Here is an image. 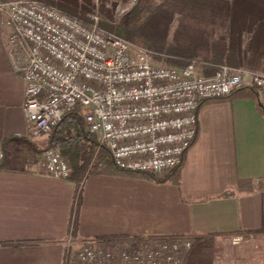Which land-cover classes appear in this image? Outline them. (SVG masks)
<instances>
[{"label": "crops", "instance_id": "crops-1", "mask_svg": "<svg viewBox=\"0 0 264 264\" xmlns=\"http://www.w3.org/2000/svg\"><path fill=\"white\" fill-rule=\"evenodd\" d=\"M10 30L0 14V264H63L88 238L264 234V114L247 87L201 103L197 136L165 181L99 159L75 221L77 183L38 167L48 135L27 134Z\"/></svg>", "mask_w": 264, "mask_h": 264}, {"label": "built area", "instance_id": "built-area-1", "mask_svg": "<svg viewBox=\"0 0 264 264\" xmlns=\"http://www.w3.org/2000/svg\"><path fill=\"white\" fill-rule=\"evenodd\" d=\"M0 14L11 29L7 56L25 83L29 136L48 135L79 105L86 130L119 169L163 178L194 142L203 101L247 87L264 114V71L220 65L207 76L196 59L155 64L150 50L102 27L98 13L80 18L41 0L0 2ZM38 167L59 178L73 172L55 147L42 151ZM191 246L183 235L88 238L63 264H183Z\"/></svg>", "mask_w": 264, "mask_h": 264}, {"label": "trees", "instance_id": "trees-1", "mask_svg": "<svg viewBox=\"0 0 264 264\" xmlns=\"http://www.w3.org/2000/svg\"><path fill=\"white\" fill-rule=\"evenodd\" d=\"M4 1L8 0H0ZM41 1L57 6L68 14L80 18L87 17L79 10V0ZM84 2L90 4L92 0ZM152 3L149 1L141 5L138 2L134 5L128 20L117 27L116 33L146 47L156 58L163 59L166 64L172 66L184 67L196 59L200 62V70L207 76L213 75L220 65L257 68L262 64L264 0H164L156 5ZM177 7L186 10L181 9L183 16L179 19L173 40L168 41ZM104 11V14L108 12ZM217 18L222 19L226 33L215 39V31L210 29L209 25H213V20ZM100 25L106 29H114L102 18ZM87 124L82 107L76 106L66 112L48 134L45 147L58 148L71 159L73 174L70 178L78 185L75 221L78 217L83 180L95 165L92 164L89 169L92 156L82 157V152L85 145L89 144L92 152L98 146L96 136L86 130ZM148 175L157 181L169 178Z\"/></svg>", "mask_w": 264, "mask_h": 264}, {"label": "rangeland", "instance_id": "rangeland-1", "mask_svg": "<svg viewBox=\"0 0 264 264\" xmlns=\"http://www.w3.org/2000/svg\"><path fill=\"white\" fill-rule=\"evenodd\" d=\"M84 1L85 0H79V10L82 11L81 13L83 15L86 16L89 13L96 12L100 15V19L102 18L105 22L114 27L113 30H108L117 32V27L128 20L131 9L138 2L141 5H145L149 1H152V4L156 5L164 0H92L90 4ZM181 9L183 11L186 10L181 7L175 8L177 12L174 15L175 20L170 26L168 41L173 40L175 30L179 25V19L183 16L180 13ZM104 10L108 12L106 11L107 13L104 14ZM109 15H111V17ZM214 20L213 25H209V28L214 29V36L215 39H217L219 35L225 34L226 31L225 27L222 25V19L217 18L215 21ZM151 59L155 64L172 66L166 64L163 59L156 58L154 55L151 56ZM262 59H264V57H262ZM261 63L262 64L257 68H249L246 66H243V68L264 71V60H262ZM96 139L98 141V146L93 149L94 153L91 151V146H89V144L88 146L85 145L82 152V157H86L87 155H90V157L92 156L88 166L89 169L92 164H96L99 159L107 156V149L100 146L97 136ZM46 144L47 139L45 140L44 147L47 146ZM64 155L68 158L72 166L70 157L66 154ZM190 239L192 240V238ZM183 264H264V234L249 233L244 235L242 233H233L229 235L206 236L197 240H192V246L185 254Z\"/></svg>", "mask_w": 264, "mask_h": 264}]
</instances>
